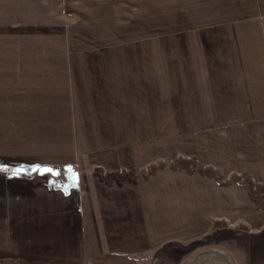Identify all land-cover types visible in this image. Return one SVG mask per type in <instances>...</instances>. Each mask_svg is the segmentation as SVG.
I'll return each instance as SVG.
<instances>
[{
    "label": "crops",
    "instance_id": "crops-1",
    "mask_svg": "<svg viewBox=\"0 0 264 264\" xmlns=\"http://www.w3.org/2000/svg\"><path fill=\"white\" fill-rule=\"evenodd\" d=\"M178 1L0 0V264H264V0Z\"/></svg>",
    "mask_w": 264,
    "mask_h": 264
},
{
    "label": "rangeland",
    "instance_id": "rangeland-1",
    "mask_svg": "<svg viewBox=\"0 0 264 264\" xmlns=\"http://www.w3.org/2000/svg\"><path fill=\"white\" fill-rule=\"evenodd\" d=\"M169 1V2H168ZM160 3L161 0H114V9L115 16H110V20L113 19L115 23V29L119 32L118 24L126 25H140V21L143 19L147 23V31H153L154 27V17H155V4ZM171 2L176 3V6L180 1L178 0H164V6L166 5L170 8L173 5ZM211 3V1H210ZM169 15L171 16H181L179 13H172L169 10ZM252 15V14H249ZM258 16H264V10L259 9L257 12ZM193 258H190L185 264H189ZM194 264V263H193ZM223 264V263H222Z\"/></svg>",
    "mask_w": 264,
    "mask_h": 264
},
{
    "label": "water",
    "instance_id": "water-1",
    "mask_svg": "<svg viewBox=\"0 0 264 264\" xmlns=\"http://www.w3.org/2000/svg\"><path fill=\"white\" fill-rule=\"evenodd\" d=\"M208 253L212 255V259H213V260H218V261L222 262L223 264H232V263L227 259V257H226L224 254L220 253V252L209 251Z\"/></svg>",
    "mask_w": 264,
    "mask_h": 264
}]
</instances>
